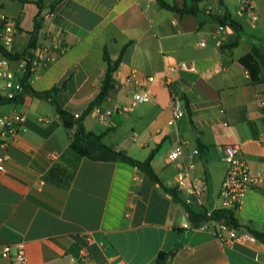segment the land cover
I'll return each mask as SVG.
<instances>
[{
  "label": "crops",
  "instance_id": "1",
  "mask_svg": "<svg viewBox=\"0 0 264 264\" xmlns=\"http://www.w3.org/2000/svg\"><path fill=\"white\" fill-rule=\"evenodd\" d=\"M35 1L0 0V13L18 27L7 50L28 46L39 13ZM54 1L42 4L37 45H48L52 57L32 71L36 91L58 87L59 104L81 115L100 93L105 45L113 59L128 45L114 74L118 91L101 108L131 110L109 126L93 110L83 121L87 131L103 134L106 145L139 161L156 150L152 166L168 189H175L177 170L165 160L185 139L187 152L198 150L194 175L208 183L207 193L191 205L198 212L220 207L227 144L238 145L250 167L264 172V83H255L240 62L253 46L264 50V0H223L224 6L200 0L197 15L160 8L157 0H63L51 9ZM227 12L242 25L234 48L227 45L237 33L216 20ZM181 61L194 62L197 71L173 74L191 109L184 101L185 115L174 119L162 77L167 65ZM133 72L152 93L149 102L135 106L139 88L127 82ZM10 112H22L26 120L7 148L0 125V155L9 157L0 175V248L24 242L29 264H155L160 252L175 249L167 264H264V243L242 235L246 230L225 245L212 231L185 228L192 226L186 209L137 167L72 150L71 134L49 100L26 96L21 104L0 105L1 114ZM236 217L264 233V186L246 193Z\"/></svg>",
  "mask_w": 264,
  "mask_h": 264
},
{
  "label": "built area",
  "instance_id": "2",
  "mask_svg": "<svg viewBox=\"0 0 264 264\" xmlns=\"http://www.w3.org/2000/svg\"><path fill=\"white\" fill-rule=\"evenodd\" d=\"M244 4L247 5V3ZM256 19L257 16L254 17V20ZM17 30V20L5 13H0V40L5 49L11 48ZM51 57V49L48 45H37L34 50L31 71H34L39 65L48 63ZM26 65L25 60L16 62L0 54V94L7 98L15 97L22 88L21 79ZM180 71L196 72L197 66L194 62L181 61L167 65L164 68L162 83L170 91L171 110L174 119L182 118L185 115L184 100L181 98L179 90L175 88L173 79V74ZM147 80L152 83L155 81V78L150 76ZM127 82H135L139 88V90L133 92L132 106L149 102L152 99L150 88L142 86L137 80L135 72L128 76ZM130 110L131 107H122L117 110L103 109L101 107L94 108L98 120L107 126L113 123V118L116 115H124ZM75 117L78 118L79 114H75ZM25 120L26 115L22 112L0 113V125L3 127L1 138L4 148H7L9 143L16 138ZM186 144V140L180 138L175 147L169 152L165 163L168 166L176 168L175 189L183 195L184 202L191 206L207 193L208 183L206 179L194 175L192 157L198 153V150L189 153L185 149ZM224 151L228 167L222 182L220 191L221 204L218 209H238L249 190L264 186V172L254 171L250 167L246 158L241 155L238 145L227 144ZM8 158L7 154L0 155V175L6 171L5 164ZM211 213L212 211L208 212L209 215ZM184 227L192 230L212 231L225 245L233 244L241 236L239 232L229 227L223 221H211L199 227L184 224ZM242 235H247L253 240L255 239L246 233ZM4 259L11 260L13 264H29L25 243L17 242L0 248V260Z\"/></svg>",
  "mask_w": 264,
  "mask_h": 264
},
{
  "label": "trees",
  "instance_id": "3",
  "mask_svg": "<svg viewBox=\"0 0 264 264\" xmlns=\"http://www.w3.org/2000/svg\"><path fill=\"white\" fill-rule=\"evenodd\" d=\"M62 1L63 0H55L51 6V9H54V7ZM157 2L160 8L167 9L173 12H178L182 15H197L200 12V0H193L194 4H185L182 7L176 4L171 5L165 0H157ZM219 2L222 6H224L223 0H219ZM35 3L39 8V13L35 18L34 29L31 32L30 41L26 49L22 52H12L0 45L1 55L13 61L25 60L27 63L26 69L21 79V90L15 95L14 98H7L0 94V105L21 104L24 102L26 96H33L36 98L49 100L51 104L55 107L57 113L59 114L63 125L69 130L71 134V149L80 154L81 156L87 157L94 161H123L134 167H137L148 177L151 182L165 188L166 191L173 197V199L186 209L193 227H199L202 224H206L211 221H223L225 224H227L229 227L236 230L237 232H240L241 230H246V232L244 233L249 234L253 236L256 240L264 243L263 232L253 230L252 228L243 226L239 223L236 217L237 209H216L213 210L210 215L207 211L198 212L182 200L176 189L166 188L160 181L157 173L155 172L152 166V159L155 156L156 150H154L146 160L139 161L129 156L126 152L117 151L113 147L106 145L103 142V134H97L86 130L83 124L85 117L90 114L95 107H101L103 102L107 100V98L114 96L118 91L117 82L114 78V74L123 61L128 45H126L122 49V52L117 59H113L111 57L109 52V45H105L103 59L107 64V70L102 80L100 93L93 101H91V103L88 105L83 114L79 115L78 118H76L74 114L64 109L59 104L57 100V93L59 92L58 87H54L48 91L39 92L31 86L30 79L32 76L31 68L32 61L34 59V50L37 47L38 33L42 27L40 22V15L43 9V0H36ZM216 20L219 25L230 26L235 30L237 35L227 45V47H236L239 44V34L242 31V25L237 20H235L228 12L225 13L223 17L218 16ZM240 62L248 69L251 78L255 83H264V50L261 46H253L252 51L247 55L243 56L240 59ZM181 98L185 101V105L189 113L191 114L190 101L185 97V95L182 94ZM49 177L50 174L47 176V178ZM176 251L177 249L170 252H160L158 254L155 264H167L174 257Z\"/></svg>",
  "mask_w": 264,
  "mask_h": 264
},
{
  "label": "rangeland",
  "instance_id": "4",
  "mask_svg": "<svg viewBox=\"0 0 264 264\" xmlns=\"http://www.w3.org/2000/svg\"><path fill=\"white\" fill-rule=\"evenodd\" d=\"M29 9L26 8V11H28ZM7 11V10H6Z\"/></svg>",
  "mask_w": 264,
  "mask_h": 264
}]
</instances>
